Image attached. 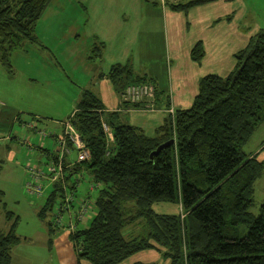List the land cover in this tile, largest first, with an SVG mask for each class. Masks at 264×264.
<instances>
[{"label":"trees","instance_id":"obj_1","mask_svg":"<svg viewBox=\"0 0 264 264\" xmlns=\"http://www.w3.org/2000/svg\"><path fill=\"white\" fill-rule=\"evenodd\" d=\"M51 1L0 0L4 66L11 69L12 53L25 43H40L36 26ZM209 1L213 0L173 2L170 8L187 12ZM96 44L99 52L94 49L92 59L101 54L103 44ZM204 55L199 42L191 56L200 62ZM235 57L236 66L228 76H203L192 106L169 114L155 136L123 121L120 111H107L92 89L82 91L69 117L90 157L77 163L73 172L85 168L100 187L91 206V213L96 208L91 223L71 230L80 260L124 264L141 251L156 249L170 264H264V202L258 215L251 210L264 160L244 150L264 122V29L253 34ZM110 75L121 91L130 83L153 84V77L136 73L130 63L115 64ZM104 123L111 128L112 141ZM62 134L53 137L56 148H48V161L60 156ZM170 139L171 145L153 153ZM80 184L79 179L69 189L62 182L53 183L39 215L45 218L54 210L56 217L66 194L76 192ZM3 195L0 189V203ZM162 202L180 204L183 212H157L154 204ZM5 217L10 225L7 231L0 229V264H12V250L22 238L16 214L5 210Z\"/></svg>","mask_w":264,"mask_h":264},{"label":"rangeland","instance_id":"obj_2","mask_svg":"<svg viewBox=\"0 0 264 264\" xmlns=\"http://www.w3.org/2000/svg\"><path fill=\"white\" fill-rule=\"evenodd\" d=\"M245 1L254 6L258 12L256 17L249 18L250 26L264 29V0ZM68 2L52 0L37 24L40 35L45 39L44 42L48 47L27 42L23 48L12 53L11 69L0 62V158L3 167L0 172V189L4 192L3 202L0 203V229L5 231L9 229L10 221L5 217V210L12 211L18 219L17 233L22 238L20 245L12 250V264H90L87 260L83 262L78 258L74 242L70 238L71 230L69 227L55 223L54 210L45 218L39 215L41 207L53 190V184L46 179L42 180L44 184L42 195L31 193L27 187V182L31 178L27 170L28 164H40L47 169V163L43 161L45 158L42 159L43 163L36 161L40 154L39 148L44 144L52 151L56 148L50 137L40 138L39 134L27 124L38 123L39 129H44L49 134H59L61 125L55 121L63 120L72 113L73 100L77 98L82 88H87L93 70L96 72L101 69L108 72L105 67L106 61L101 63L100 60L94 62L87 60L88 55H94L95 44L92 37L84 35L87 33L86 29L85 31L81 29L83 18L72 24V30H67L68 25L64 24L55 26V17L70 5ZM71 3V7L75 5L74 1ZM155 3L159 5L160 11L163 0L142 1L143 6L150 5L149 9H152ZM143 12L148 13V16L144 15V24L140 28L141 40L138 41L137 48L133 52V60L142 70L152 67L155 70L152 74L156 75L159 81L168 82L169 57L163 44L161 19L158 18V12L153 19L148 10ZM136 18V16L130 17L131 20ZM129 25L130 28L134 27L133 22ZM77 31L81 33V40L75 48L76 37L70 34ZM147 32L154 36L155 41L152 45L149 44L151 52L145 56L147 53L145 47L148 45L145 37ZM28 77L34 80L29 81ZM14 109L16 117L13 128L9 130L1 115L5 114L8 117ZM55 128H59V131L55 132ZM6 136L9 138H5ZM28 138L30 140L26 142ZM263 146L264 122L244 146V150L248 154H253ZM10 150H12L11 154ZM260 155L264 157V149ZM76 179H80L81 182L76 190L77 209L78 202L83 196L95 200L99 187L98 190L91 187L92 182L89 181L92 179L91 174L85 168L81 167V170L71 176V185ZM60 201V198L56 200L55 208ZM263 202L264 174L255 184L254 205L251 208L255 215L259 214ZM154 209L162 213L183 212L180 204L170 202L156 203ZM95 213L96 208L93 216ZM92 219L93 217H90L85 225H89ZM68 220V214L62 217L63 224ZM81 227L84 225L80 224L78 228ZM158 264H170V260L163 258Z\"/></svg>","mask_w":264,"mask_h":264},{"label":"crops","instance_id":"obj_3","mask_svg":"<svg viewBox=\"0 0 264 264\" xmlns=\"http://www.w3.org/2000/svg\"><path fill=\"white\" fill-rule=\"evenodd\" d=\"M66 1H69L70 5L62 9V13L55 17V26L59 27L64 24L68 25L67 30H72V24L77 22L79 18H83L84 23L81 29L87 31L84 35L92 37L94 44L97 43L98 47L103 44L100 56L97 55L95 59H92V55H88L87 60L88 62L100 60L101 63L106 61L105 67L108 69V72L101 69L96 72L93 70L87 88H82L80 93L77 94V98H74L73 110L82 91L92 89L102 99L107 111H120L123 121L134 125L150 136L156 135L169 114L173 116L175 110L192 106L199 91L200 79L203 76L208 74L228 76L236 66L235 54L244 49L248 45L251 36L260 29L250 26L251 20L249 18L256 17L258 12L254 6L247 4L245 0H213L194 6L187 12L170 8V4L173 2L187 0H163L160 11L157 3L153 5L152 9H149L151 7L148 4L143 6L142 1L144 0ZM73 1L75 5L71 7ZM82 10L84 12H81ZM146 10L150 12V16L152 15L151 19L159 11L158 18L161 19L163 27V44L169 57L168 82L159 81L156 75L152 74L155 73L152 67L142 70L133 60V52L137 48L138 41L141 40L142 31L140 28L144 24V15L148 16V13L143 12ZM141 13L142 16H140ZM132 16L137 18L131 20L130 17ZM130 22L134 23L133 28H130ZM36 34L40 41L36 44L44 48L48 47V44L44 42L45 39L40 35L38 25L36 26ZM73 35L76 37L74 41V47L76 48V44L81 40V33L77 31L70 34V36ZM145 37L148 44L145 47L146 56L151 52L150 45L154 43L155 38L149 32L146 33ZM199 42L203 44L205 55L200 62H197L193 60L191 52ZM96 52L98 54L99 49ZM118 63H130L136 73H146L153 77V85L156 89L154 101L146 100L140 103H131L123 99L122 91L124 89L122 91L118 90L110 75L112 67ZM28 80L32 81L34 78L28 77ZM15 112L14 109L8 117L5 114L1 115L9 130L13 128L16 117ZM35 116L37 115L35 114ZM65 119L55 121L61 125V131L63 130L62 122ZM54 131L58 132L59 128H55ZM5 138L9 137L6 136ZM50 138L52 143L55 144V138ZM29 140L28 138L27 142ZM48 148L45 147V144L39 148L40 154L37 157L39 160L36 158V161L41 163L42 159L45 158L43 161L48 162L50 155ZM263 149L264 146L252 155L257 154L258 159L264 160V157L260 155ZM11 151H9L10 154ZM74 157L75 153L72 155V160H76ZM73 171H68L65 181H63L69 189L76 183V181L72 185L70 183L71 176L76 173ZM98 187L100 186L95 183L94 188L98 190ZM95 201L96 199L92 203H95ZM90 210L92 211L91 208ZM92 216L93 212L89 211V216L80 224H86ZM69 233L67 234L69 235ZM162 259V255L158 250L147 249L133 255L124 264H132L136 261L158 264ZM87 262L89 261L87 260Z\"/></svg>","mask_w":264,"mask_h":264},{"label":"built area","instance_id":"obj_4","mask_svg":"<svg viewBox=\"0 0 264 264\" xmlns=\"http://www.w3.org/2000/svg\"><path fill=\"white\" fill-rule=\"evenodd\" d=\"M122 97L125 101L131 103H140L143 101L155 100V87L146 82L142 83H130L126 85L122 92ZM174 115V113H173ZM63 134L60 136L59 144L61 146V154L55 159L47 162V169L44 166L38 164H28L27 170L30 173V180L27 182L28 190L31 193L42 195L44 191V184L42 180L46 179L50 184L56 182L65 181V176L68 171L73 170V167L77 163H81L90 157V153L86 142L82 138L79 131L72 123L71 116L65 119L63 122ZM27 126L36 131L40 138L54 137L57 134H49L44 129H39L37 123H29ZM105 131L109 135V139L113 140L111 128L108 124L104 123ZM27 142V141H26ZM71 143L73 146H68ZM76 152V160H72V155ZM65 159L66 163H65ZM79 179H76V182ZM91 187L94 186V181ZM65 185V184H64ZM66 188V187H65ZM77 199V193L74 191L68 192L65 196V205L58 209V214L55 217V223L59 226L69 227L70 230H75L79 227L80 222L89 216L91 206H93L94 200L90 198L81 199L78 202V208L76 209L75 201ZM68 213L70 219L67 223H62V217Z\"/></svg>","mask_w":264,"mask_h":264},{"label":"water","instance_id":"obj_5","mask_svg":"<svg viewBox=\"0 0 264 264\" xmlns=\"http://www.w3.org/2000/svg\"><path fill=\"white\" fill-rule=\"evenodd\" d=\"M173 142H174V139H170L169 141H166V142L162 143L161 145H159V147L153 153L154 154L158 153L163 147L171 145ZM74 153H75V157L74 158H77L76 152H74Z\"/></svg>","mask_w":264,"mask_h":264},{"label":"bare ground","instance_id":"obj_6","mask_svg":"<svg viewBox=\"0 0 264 264\" xmlns=\"http://www.w3.org/2000/svg\"><path fill=\"white\" fill-rule=\"evenodd\" d=\"M150 84H152V83H150ZM153 85V84H152ZM154 86V85H153ZM155 97H156V89H155Z\"/></svg>","mask_w":264,"mask_h":264}]
</instances>
